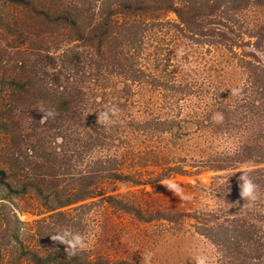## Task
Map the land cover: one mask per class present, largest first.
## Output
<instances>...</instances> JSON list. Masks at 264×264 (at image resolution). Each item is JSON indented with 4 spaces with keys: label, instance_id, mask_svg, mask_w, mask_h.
Here are the masks:
<instances>
[{
    "label": "rangeland",
    "instance_id": "374dc122",
    "mask_svg": "<svg viewBox=\"0 0 264 264\" xmlns=\"http://www.w3.org/2000/svg\"><path fill=\"white\" fill-rule=\"evenodd\" d=\"M58 9L78 12L84 37L108 23V38L76 40ZM36 71L39 98L19 82ZM51 93L65 103L45 108ZM0 118V264L55 251L63 264H264V0H0ZM64 229L84 247L50 239Z\"/></svg>",
    "mask_w": 264,
    "mask_h": 264
},
{
    "label": "trees",
    "instance_id": "16d2710c",
    "mask_svg": "<svg viewBox=\"0 0 264 264\" xmlns=\"http://www.w3.org/2000/svg\"><path fill=\"white\" fill-rule=\"evenodd\" d=\"M173 10L176 13V15H177L178 19L180 20V22L184 25V27L187 28V24L185 23V21H183V19H181V14L177 10H175V9H173ZM52 19H53V22L56 24V26L64 27L69 33H74L75 34L74 38H76V40L87 39V38H91V39L97 38V39H99V41H98L99 45H102L104 40H105V38H108V36H109L106 33H107L110 25L105 22V23H102V24H99V25H95V27L92 29V32L91 31H90L91 33L88 32L87 33V37H84V34H81V33L84 32V30L81 29V25H80V23H78V12H76V11H70L68 9H58V10L55 11V13H53ZM3 28L6 30V32L8 34H11V35L15 34L14 31H13L16 28L15 25H9L7 23V24L4 25ZM74 55H78V53H74ZM27 67H29V66L24 67V71H25V69H27ZM28 75L32 76L33 74H32V72H29ZM41 81L42 80L39 79L38 72L36 71L34 78H29L25 82L19 81L21 83L20 84V89L21 90H25L26 93H29V91L25 89V87L28 84L26 82L31 83V85H32V83H35V86H38V88H39L38 89V93H37L38 94L37 97L39 98L41 96V94H45L46 93V89L48 87L46 84L40 85L39 83ZM19 82L16 79H11L9 81V80H7L5 78L2 81V83L6 84L8 87L11 86V85L19 84ZM31 88L33 89V86ZM41 100L44 101V107L45 108H48L49 106H52L54 104H58L59 106H62L65 103V102H63V98L61 97V95H58L56 93L53 94V95H52V93L50 94L49 101H51L52 104L46 103L45 101H47V99H45V98H43ZM56 107H58V106H56ZM9 128H10L9 121L7 119L3 120V119L0 118V132L7 133ZM0 173L5 174V172L3 170H0ZM0 184L3 185V181L2 180H0ZM86 194L87 193H84V195L76 197V199H73L70 202L61 204L58 207H55V208H53L51 210H57V209L69 206V205L77 203L79 201H83L86 198H88L89 196H91L90 193L87 194V195ZM3 196L4 197L1 198L0 200H6V199L9 198V196L7 195L6 192L3 194ZM107 198H108V200H111V201H114V202H119L120 204H122L121 200L117 201L116 198H114L112 196H109ZM1 210H5L8 214L12 213V212H10V210H8L6 205H1L0 206V211ZM10 215H12V214H10ZM15 221H16V223L20 222V221H17V220H15ZM146 221H148V219ZM13 232H14V230H13ZM29 253L32 256V260H34V264H63L59 260H64V257L61 256L60 252H57V251L50 252V253H48V254H46L44 256L43 255H39V254L34 253V252H29ZM77 259H78V257H75V260H77ZM82 264H125V263L124 262H111V261H108V260H105V259L91 260V259H87L86 258V260Z\"/></svg>",
    "mask_w": 264,
    "mask_h": 264
},
{
    "label": "clouds",
    "instance_id": "9594fccd",
    "mask_svg": "<svg viewBox=\"0 0 264 264\" xmlns=\"http://www.w3.org/2000/svg\"><path fill=\"white\" fill-rule=\"evenodd\" d=\"M116 111L117 109L114 107L99 111L96 113L97 121L105 125L110 124L112 122L113 116L116 114ZM41 113L43 114L42 119H47L48 117L55 115L54 111L51 109H41ZM214 118L219 121L222 119V115L220 113H216ZM238 179L240 197L244 201L254 203L258 198V186L247 172L241 173ZM165 184L170 191H181L180 186L172 180H165ZM50 239L60 245H64L73 252L84 247V237L79 233L68 229L53 233ZM152 255L153 253L151 250H146L144 253V257L148 261L151 260ZM195 264H209V257L204 254H199L196 257Z\"/></svg>",
    "mask_w": 264,
    "mask_h": 264
}]
</instances>
